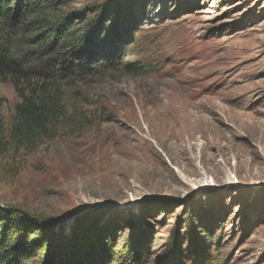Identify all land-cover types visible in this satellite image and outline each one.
<instances>
[{"label":"rangeland","instance_id":"rangeland-1","mask_svg":"<svg viewBox=\"0 0 264 264\" xmlns=\"http://www.w3.org/2000/svg\"><path fill=\"white\" fill-rule=\"evenodd\" d=\"M60 1L119 60L82 85L84 129L0 158V207L116 261L264 264V0ZM17 101L0 82V126Z\"/></svg>","mask_w":264,"mask_h":264},{"label":"trees","instance_id":"trees-1","mask_svg":"<svg viewBox=\"0 0 264 264\" xmlns=\"http://www.w3.org/2000/svg\"><path fill=\"white\" fill-rule=\"evenodd\" d=\"M59 2L0 0V82L9 81L18 96L11 120L0 126V158L34 152L64 128L84 129L82 85L119 60L115 28L103 16L76 28L71 13L57 12ZM17 216L0 207V264H143L133 252L113 260L107 241L78 232L51 246L48 222L24 212Z\"/></svg>","mask_w":264,"mask_h":264}]
</instances>
